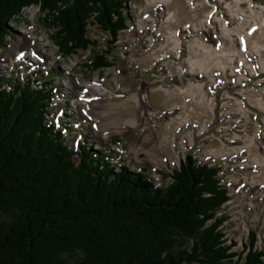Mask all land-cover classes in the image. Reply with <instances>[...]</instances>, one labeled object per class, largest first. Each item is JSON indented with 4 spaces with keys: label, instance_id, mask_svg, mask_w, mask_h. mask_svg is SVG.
I'll return each mask as SVG.
<instances>
[{
    "label": "trees",
    "instance_id": "1",
    "mask_svg": "<svg viewBox=\"0 0 264 264\" xmlns=\"http://www.w3.org/2000/svg\"><path fill=\"white\" fill-rule=\"evenodd\" d=\"M128 0H0V30L39 5L64 55L91 49L88 66H109ZM91 25L107 33L98 51ZM0 73V264H264L222 245L218 213L227 199L217 167L188 155L155 181L112 162L87 141L77 149L46 119L52 89Z\"/></svg>",
    "mask_w": 264,
    "mask_h": 264
},
{
    "label": "rangeland",
    "instance_id": "2",
    "mask_svg": "<svg viewBox=\"0 0 264 264\" xmlns=\"http://www.w3.org/2000/svg\"><path fill=\"white\" fill-rule=\"evenodd\" d=\"M156 1L158 0H150L149 3ZM131 2V9L126 11L127 22L130 23V17H135V21L132 19L128 29L119 30L118 39L107 55L110 65L99 69L87 65L93 57L91 49L64 55L55 43L54 30L48 25V21L43 20L45 13L40 10V6L33 4L24 7L18 15L7 21L6 27L0 30V73H5L6 77L11 76L12 80L22 82L29 78L35 80V84H38L36 80H39V83L49 82L54 99L47 107L46 119L59 127L66 144L77 149L78 147H74L75 144L82 142L77 133L79 128L83 127L82 133L86 134L85 139L88 142L95 143L97 148L100 146L101 149L103 147L112 149L115 159H118L116 165L124 164L138 172L147 170L149 175L154 167L163 168L170 165L172 160H176L175 127L181 124L184 118L197 120L200 123L209 122L208 127L211 125L212 128H208L207 132L215 131L211 124L210 109L199 104L198 100L192 97L199 95L198 88L195 87L191 95L185 88L188 82L186 78L191 80L195 76H185L182 81L173 82L178 84L180 90L172 89L170 92L169 89L166 91L155 86L162 78L161 74L156 72L159 56L164 51L173 49V37L170 36L172 29L186 21L200 23L203 11L192 12L185 0H173L167 12L171 13L172 10L176 12L177 20L162 23L160 29L163 34L170 36L166 45L162 44L163 41H159L158 36L155 35L157 30H149L150 21L142 22L137 18L145 0H131ZM170 13L167 17H170ZM31 25L34 27L33 34L42 39V53L35 54L34 51L26 49V52L12 54L13 44L24 39L21 29ZM142 29L148 31V34L152 32L154 38L152 43L146 41L147 34L140 32ZM89 36L99 41L96 48L98 51L105 52L109 48L107 33L99 27L91 25ZM188 44L190 45L189 42L186 43ZM3 56L9 58L7 63L2 61ZM188 60L189 52L184 50L180 59H169L168 66L173 61L174 73L178 72V64L189 70ZM136 83L143 86L140 88L142 94L147 91L148 102L143 101V97L140 96L142 104L144 102V106L150 105L158 114V118L152 120L143 114V108L139 105L140 98L133 96L132 90ZM190 83L195 84V82ZM73 84H77L78 88H73ZM80 84L87 86L82 89ZM112 95H115L116 99ZM79 98L83 99L82 106L87 111L86 115L81 108L73 104ZM187 98H191L190 101L186 102ZM176 113L179 114L175 116ZM102 115L108 119L106 124L103 122V126L102 121L98 119ZM92 123L99 125L101 135L95 133ZM202 139L205 140L201 145L202 155L211 147L221 146L217 139L213 141L206 137ZM165 180V184L170 182L168 179Z\"/></svg>",
    "mask_w": 264,
    "mask_h": 264
},
{
    "label": "built area",
    "instance_id": "3",
    "mask_svg": "<svg viewBox=\"0 0 264 264\" xmlns=\"http://www.w3.org/2000/svg\"><path fill=\"white\" fill-rule=\"evenodd\" d=\"M149 1L145 0L137 18L142 22H151L148 28L158 31L155 35L159 41H163L162 44L167 45L169 37H173V49L164 51L157 61L156 72L162 78L155 86L167 85L172 92V89L180 90L178 84L174 83L182 81L185 76H195L186 80L197 84L206 74L207 79L201 81L202 94L192 97L210 109L211 124L215 128V131L207 132L208 128H212L211 125L208 127L209 122L200 123L184 118L175 127L176 160L163 168L154 167L149 175L155 181H161L165 172L168 174L166 179L171 180L169 175L174 169L180 168L188 155L198 165L217 167L219 185L227 193V199L218 213L224 217L219 226L222 245L229 248V253L235 254L231 257L233 261L240 257L244 260L251 247L264 251V111L256 105L260 101L264 109V0H241L239 3L234 0H185L190 11H203L200 23L186 21L179 24L172 29L170 36L163 34L160 29L162 23L177 20L176 12L172 10L175 17L167 21L170 13L167 8L173 0H159L150 4ZM131 3L128 0L125 13L131 9ZM130 19L135 21V17ZM127 21L122 30L130 27L132 22L128 24ZM226 31L231 32L232 42L224 35ZM140 32L147 34L148 43L153 42L152 32L148 34L144 29ZM187 42L190 45H186ZM195 42H204L214 55L232 51L234 55L228 67L214 70L216 65H212L208 73H203L202 67L193 66L190 63V48ZM184 50L189 52L190 69L178 64V72L174 73L173 61L169 66L168 61L180 59ZM164 74L166 78L163 79ZM145 107L147 111L143 114L152 120L159 117L150 105ZM148 109L153 110L155 116ZM82 131L83 127L79 128L77 136L83 142L86 134ZM202 137L211 141L217 139L220 148L211 147L202 155L201 145L205 141ZM91 145L94 149L112 152L110 148H97L95 143ZM113 156L112 162L118 163L114 153Z\"/></svg>",
    "mask_w": 264,
    "mask_h": 264
},
{
    "label": "bare ground",
    "instance_id": "4",
    "mask_svg": "<svg viewBox=\"0 0 264 264\" xmlns=\"http://www.w3.org/2000/svg\"><path fill=\"white\" fill-rule=\"evenodd\" d=\"M234 1L236 3L241 2V0H234ZM170 14H171L170 17H167V21H170L173 17H175L174 14H172V13H170ZM33 31H34L33 25H31V27L28 26V28H22L21 29V32L24 34L23 35L24 39L22 41L19 40L20 42L17 41V42H15L13 44L12 54H18V53L26 52V49H28L29 51H34L35 54H41L42 53V51H43L42 50V46H41V40L42 39L39 36L34 35ZM31 34H33V35H31ZM224 35H226L230 39V42H232V34H231V32H227L226 31L224 33ZM204 44H205L204 42H202V43H196L195 42V44L192 45V47L190 48V55H191L190 63L192 65H196L199 69H201L200 67H202L201 71L203 73H205V72L208 73L210 68H213L212 65H216L215 66L216 68H214V70H216V69H222V70L226 69L228 67V64L231 62L234 53L232 51H229V52H224V53H222L220 55H214V53L210 49H207V47ZM5 56H3L2 59H4V60H2V61L7 63L9 61V58H7ZM164 75H163V79L166 78V76H164ZM74 79H75V77H74ZM205 79H207V75L206 74H205V77L203 79H201L199 82H197V84H193V83L188 82L185 85V88H187V90L190 91L189 93L191 95V93L193 92V89L195 87H197L198 91L200 90V93H199V95H200V94H202L201 81H204ZM76 80H78V79H76ZM80 86H81L82 89H84V88H86L87 85L86 84H80ZM142 87H143L142 85H140L139 83H136L134 85V87H133V90H132V91H134L133 96L135 98H137V99H139L140 96H142L143 97V101H145L146 99L148 100V95L146 94V92H147L146 90H145L146 92H144L145 95H144V93L143 94L141 93L142 89L140 91V88H142ZM159 87L166 89V91L168 90L167 85H159ZM73 88H78V85L77 84H73ZM112 97L114 99H116L115 95H112ZM139 102H140L139 105H141V108H143V112H146L147 108L144 106V102L142 104L141 98L139 99ZM73 104L76 107L81 108L83 114L86 115L87 111L84 109V106H82L83 105V99L82 98H79V99L75 100ZM256 105L262 111H264L260 101L256 102ZM148 110L150 111L152 116H155L153 110H151V109H148ZM98 119H99V121L100 120L102 121V126H103V122L106 124L107 121H108V119L106 118L105 115H102L101 117H98ZM92 124H93V127L95 128L94 129L95 133L101 135V130H99V125L97 126L94 123H92ZM102 135L104 136L103 133H102Z\"/></svg>",
    "mask_w": 264,
    "mask_h": 264
}]
</instances>
